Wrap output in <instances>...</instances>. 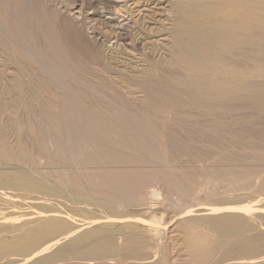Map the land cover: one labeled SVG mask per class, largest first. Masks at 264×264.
<instances>
[{
  "label": "bare ground",
  "instance_id": "1",
  "mask_svg": "<svg viewBox=\"0 0 264 264\" xmlns=\"http://www.w3.org/2000/svg\"><path fill=\"white\" fill-rule=\"evenodd\" d=\"M42 15L55 17L53 25L46 21L55 37L47 26L51 34L43 28L38 36ZM82 50L92 54L93 75L79 61ZM40 83L51 85L52 96L39 93ZM0 86L22 93L10 107L0 94V162L16 165L14 171L0 166V194L31 192L61 204L45 200L50 206H44L42 200L36 218L9 228L1 227L4 218L0 260L19 255L21 264H264V201H239L247 191L259 192L257 199L264 191V145L254 135L237 156L245 169L229 166L234 157H225L223 165L196 171L209 184L203 203H196L197 177L171 163L167 175L132 168L149 157L124 150L148 147L135 130L148 121L173 119L182 128L218 134L228 123L216 119L214 107L239 100L240 108L264 110V0H0ZM26 86L39 94L27 99ZM204 116L212 119L196 121ZM82 154L81 168L109 169L81 173L65 166ZM43 157L56 181L46 172L35 175ZM187 197H196L199 207L191 209L187 200L191 210L177 205ZM160 208L168 214L162 235Z\"/></svg>",
  "mask_w": 264,
  "mask_h": 264
},
{
  "label": "rangeland",
  "instance_id": "2",
  "mask_svg": "<svg viewBox=\"0 0 264 264\" xmlns=\"http://www.w3.org/2000/svg\"><path fill=\"white\" fill-rule=\"evenodd\" d=\"M169 3L170 2H165L164 4L165 5H167V7H170V5H171V3H170V5H169ZM153 6H154V4H152ZM32 19L31 20H33L34 22H35V20H36V18L37 17H35V19H33V17H31ZM39 19L40 18H42V20H41V24H42V26H39L38 24H36L37 26H38V29L41 31H39L38 29H37V34H38V36L39 35H41V36H43V33L44 34H48L49 33V29L47 28V27H49V28H51V30L54 32V29L52 28L53 26H51V25H53L55 22H56V20H55V17H50V18H46L44 15H42V16H39L38 17ZM46 18V19H45ZM52 18V19H51ZM45 19V20H44ZM49 19L51 20L50 21V23H51V25H50V23H48L49 22ZM28 21H30V19L28 18ZM32 21V22H33ZM46 21H48V22H46ZM54 21V22H53ZM43 22H45L46 24H44L43 25ZM50 25V26H49ZM47 26V27H46ZM42 27V28H41ZM43 28H44V30L45 31H43ZM48 29V30H47ZM39 31V32H38ZM43 31V32H42ZM52 32V34L51 33H49V34H51V36L52 37H55L57 34H55L56 32H54L53 33ZM55 34V35H54ZM40 36V37H41ZM53 51H55L54 49H53ZM83 52H84V54H82V56L79 58L80 60V62L83 64V65H85L86 66V68L88 67V72L90 73V75H93L91 72L93 71L92 69H91V67L93 66L92 65V63H91V61L93 60L92 58H90V57H92V54H91V52L89 51V50H82ZM59 50H57V52L55 51V52H52V54H54L55 55V53H56V57H58L60 54H59ZM89 53V54H88ZM91 54V55H90ZM84 55V56H83ZM88 55V56H87ZM87 56V57H86ZM84 57V58H83ZM88 58V59H87ZM92 59V60H91ZM83 61H85V62H83ZM88 61H89V63H91V64H88ZM90 67V68H89ZM90 70H92L91 72H90ZM28 87V88H27ZM1 88H3L2 86H0V89ZM26 93L24 94V96L27 98V99H30L31 97H34L36 94H44V95H47L48 97L49 96H52L51 94L52 93H54V91H53V88L51 87V85H45V84H42V83H40V86H39V93H37L36 91H34L31 87H29V86H26ZM48 89V90H47ZM4 90V91H3ZM29 90L31 91V92H29ZM1 91V90H0ZM107 91V90H106ZM109 92V91H108ZM15 93V94H14ZM18 93H20V94H22L21 93V91L20 90H15L14 88L13 89H9V91L6 89V88H3L2 89V91L0 92V94H2L3 95V97H4V99H5V104L7 105V106H12L13 104H15V103H18V98H17V96H18ZM8 94V95H7ZM10 96V97H9ZM28 96H29V98H28ZM8 98V99H7ZM8 102H7V101ZM116 100L118 101V102H122V101H119L120 99L119 98H116ZM27 101H29V100H27ZM235 101H237V100H232V101H229V102H232L231 104L228 102V103H226V102H224L223 103V105L222 106H216V107H214L213 109H211V111H213V112H215L214 114H216V112H218L217 113V115L218 116H220L221 115V117H219V119H218V116L216 115V119L217 120H219V121H221V122H226V124L228 123V125H226V126H224V127H221V129H220V131L218 132V134H210V132H206V133H203L199 128L197 129L196 127H186V128H182L181 126H179V124H178V122L176 121H174L173 119H166L165 121H163V120H157V122H159L160 124H158L157 122H156V125H155V123L154 122H149L148 121V123H150V125L149 126H151L152 124H154V126L152 125L151 127H141V128H139L138 129V127L137 128H135V130H136V134L137 133H139L138 134V136L141 138V140H143L142 142H146L147 143V145H148V147L150 146L151 148H149L148 149V147H146L148 150L146 151V148H141V149H143L144 151H141V150H135V149H133L132 150V148H125L124 150L125 151H129V149L132 151V153H127L128 155H134V157H142V156H144L145 157V155H147L149 158H148V161L147 162H142V163H138V162H135V163H133V165H128V166H131L132 168H144L145 169V171L147 170L148 172H154L155 174H159V175H161V172L162 171H165V175H167V173H166V164H168V163H171L172 165H175V166H180V168H177V171L179 172V173H181V172H183V171H185L186 173L188 172V173H190V175L192 176V177H194V178H196V179H194L192 182L194 183V186H195V184H196V186L197 187H199V184H200V187H199V189H198V191L196 192L197 193V195H198V198H196V197H194V200H193V197H187V198H184L182 201H180L181 199L179 198V199H177L176 201H177V203H179V204H177L178 206H180L181 207V205H183V206H185L186 207V205L188 204V202L190 203L189 204V206L190 205H192L191 203H195V198H196V201L199 199V201H197L196 203H199V202H202L203 203V201H205V202H207V200H208V195H206L207 193H205L206 191H204V188L206 187V186H208V185H206L204 182H205V179L203 178V177H200V176H198V175H196L195 173H196V171L197 170H200L204 165H207V164H212L213 162H214V165H223V162H221L220 163V160H223V159H225V157L227 158V159H225V161H227L228 159H229V157H234V158H231V159H229V160H231V161H227V164L229 165V166H237V169L238 170H241V169H245L244 167H246V164L244 163V162H239L238 161V159H237V156H238V158H240L241 156H239V154H243V151H244V146H245V144L247 143L246 141L247 140H249L248 139V136H250V135H254L255 137H253V139H256L255 141L258 143L259 142V144L260 143H263V145H264V110L263 111H258V109H256V108H253V107H248V108H246V107H244V108H240L241 107V101H237V103L235 102ZM7 102V103H6ZM235 103V104H234ZM102 104L104 105V106H106V107H109V105L106 103V102H102ZM226 104V105H225ZM235 106H233V105ZM236 104H238V105H236ZM239 104H240V106H239ZM35 104H33V106H34ZM232 105V106H231ZM237 106V107H236ZM31 107H32V105H31ZM225 107V108H224ZM230 107V108H229ZM239 107V108H238ZM221 108V109H220ZM223 108V109H222ZM233 108H234V110H233ZM253 108V109H252ZM24 109H26V108H24V107H22V109L20 108V113L22 114V116H21V118L23 119V120H25V118H27L26 117V114H23V113H26L25 111H27V110H25L24 111ZM34 109H35V107H34ZM189 108H187V110H188ZM215 109V110H214ZM220 109V110H219ZM232 109V110H231ZM239 109V110H238ZM245 109V110H244ZM248 109V110H247ZM192 110H194V109H192ZM221 110H223V111H221ZM227 110V111H226ZM204 111H206V110H204ZM225 111V112H224ZM256 111V112H255ZM224 112V113H223ZM228 112V113H227ZM220 114V115H219ZM224 114V115H223ZM236 114V115H235ZM251 114V115H250ZM256 114V115H255ZM25 115V116H24ZM256 116V117H255ZM205 117V118H204ZM203 118L202 117H200L198 120L196 119V121L197 122H203V123H206V119H212V117H207V116H204ZM223 117V118H222ZM229 117V118H228ZM222 118V119H221ZM253 118V119H252ZM194 119V118H193ZM202 120V121H201ZM193 121H195V119L193 120ZM134 121H132V124H134L135 125V123H137V122H134ZM146 122V121H145ZM162 122V123H161ZM234 122V123H233ZM251 122V123H250ZM131 123V122H130ZM152 123V124H151ZM190 122H188L187 124H189ZM233 123V124H232ZM241 123H243V124H241ZM132 124H130V125H132ZM236 124V125H235ZM245 125H247V126H245ZM254 125V126H253ZM156 126V127H155ZM159 126V127H158ZM162 126V127H161ZM179 126V127H178ZM155 128V129H153V131H152V133H151V130H152V128ZM240 127V128H239ZM252 127V128H251ZM160 128V129H159ZM171 128V129H170ZM140 129H142V130H140ZM146 129V130H145ZM156 129L157 130H159V131H156ZM183 129V130H182ZM247 129V130H246ZM249 129H250V131H249ZM141 131V133H140V131ZM143 130H145V131H143ZM148 130H149V132H148ZM233 130V131H232ZM245 130V131H244ZM255 130V131H254ZM146 131H147V133H146ZM194 131V132H193ZM199 131V132H198ZM238 131V132H237ZM158 133V135L156 134V133ZM166 132V133H165ZM154 133V134H153ZM159 133L160 134H162V135H159ZM168 133V134H167ZM142 134H144V135H142ZM150 134L152 135H155V136H153L154 137V140H152L153 139V137L151 138V139H149V136H150ZM166 134L169 136H166ZM199 134V135H198ZM225 134V135H224ZM230 134V135H229ZM113 135V137L116 139V137L118 138V135L113 131V132H111V136ZM141 135H142V137H141ZM228 135V136H227ZM143 136H148L147 138H145L144 137V139H143ZM159 136H160V138H159ZM165 138H163V137ZM174 136V137H173ZM219 136V137H218ZM224 136H226V139L224 138ZM170 138V139H168V138ZM231 137V138H230ZM162 138L164 139V140H162ZM168 140H167V139ZM237 138V139H236ZM147 139V140H146ZM163 141V144H162V141ZM177 139V140H176ZM228 139V140H227ZM233 139V140H232ZM36 140V139H35ZM149 140H151V141H149ZM157 141V143H156V141ZM223 140V141H222ZM240 140V141H239ZM261 140V141H260ZM29 141V140H28ZM31 141V140H30ZM29 141V142H30ZM153 141V142H152ZM155 141V142H154ZM173 142V143H171V142ZM219 141V142H218ZM222 141V142H221ZM230 143H229V142ZM238 141V142H237ZM144 142V143H145ZM149 142V143H148ZM161 142V143H160ZM168 142V143H167ZM213 142V143H212ZM221 142V143H220ZM224 142V143H223ZM244 142H246L245 144H244ZM164 143H165V145H164ZM170 143V144H169ZM240 143V144H239ZM155 144H157V145H155ZM158 144H160V146L158 145ZM167 144L169 145V146H167ZM178 144V145H177ZM203 144H205V145H203ZM213 144V145H212ZM215 144V145H214ZM223 144V145H222ZM232 144H233V146H232ZM244 144V148L242 147L241 148V145H243ZM153 145V146H152ZM164 147V149H163V147ZM173 147H172V146ZM186 145V146H185ZM189 145H190V147H189ZM220 145V146H219ZM225 145H228V146H225ZM230 145V146H229ZM235 145V146H234ZM158 146V147H157ZM232 146V147H231ZM153 147V148H152ZM185 147V148H184ZM201 147V148H200ZM226 147H228V148H226ZM158 148H160L159 150H158ZM188 148H190V149H188ZM192 148H193V150H192ZM214 148V149H213ZM226 148V149H225ZM237 148H239L238 150H237ZM92 149V148H91ZM150 149L152 150V151H150ZM170 149V150H169ZM179 149V150H178ZM185 149V150H184ZM241 149V150H240ZM243 149V150H242ZM135 150V151H134ZM153 150L155 151L154 153H153ZM167 150L168 151H170V152H167ZM173 150H175V151H173ZM139 151H141L140 153H139ZM156 151H158V152H156ZM166 151V152H165ZM213 151V152H212ZM231 151V152H230ZM136 152H137V154H136ZM143 152V153H142ZM198 152H199V154H198ZM229 154H228V153ZM262 152V151H261ZM264 152V151H263ZM151 153V154H150ZM157 155H156V154ZM158 153H159V155H158ZM175 153V154H174ZM185 153H186V155H185ZM188 153V154H187ZM194 153V154H193ZM140 154V155H139ZM142 154V155H141ZM143 154H145V155H143ZM163 154V155H162ZM181 154V155H180ZM184 154V155H183ZM50 155V154H49ZM152 155V156H151ZM212 155V156H211ZM224 155V156H223ZM227 155H228V157H227ZM234 155H236V157L234 156ZM48 156V155H47ZM52 156V155H51ZM50 156V157H51ZM192 156V157H191ZM199 156V157H198ZM208 156V157H207ZM75 157V155L73 156V158ZM77 157V158H76ZM75 158H74V161L73 162H71L70 164H66L65 166L68 168V169H72V172H75V170L76 171H78V172H81V173H84V172H86V171H88V170H90V171H96V172H98L99 170H103V169H106V170H108L109 168L107 167L108 165H106V164H102V165H98V164H96V165H94V164H90V165H85L84 166V168H81V166H80V163H77V162H79V160H78V158H82V160L84 159V156H83V154H82V156H76ZM156 157V158H155ZM166 157V158H165ZM169 157L171 158V159H169ZM175 157V158H174ZM201 157V158H200ZM203 157V158H202ZM147 158V157H146ZM152 158H154L155 160H153ZM161 158V159H160ZM191 160H190V159ZM199 158V159H198ZM210 158V159H209ZM219 158V159H218ZM150 159V160H149ZM152 159V160H151ZM173 159V160H172ZM216 159H217V161H216ZM234 159V160H233ZM81 160V161H82ZM187 160H190L189 162L187 161ZM201 160V161H200ZM237 160V161H236ZM1 161V160H0ZM13 161V160H12ZM12 161H8L7 159H6V161L5 160H2V162H0V166L2 165V164H4V165H6V166H4V165H2L1 166V168L3 169V170H6V171H14L13 169V167L14 166H16L15 164H14V162H12ZM46 158H42L41 160H40V162H39V164L36 166V168H34L36 171H34L35 172V175L37 176V177H42V176H44L45 174L47 175L46 177H50V178H55V174L54 173H52L53 172V167L52 166H50V165H48L47 163H46ZM150 161V162H149ZM155 161V162H154ZM156 161H157V163H156ZM162 161V162H161ZM170 161V162H169ZM174 161V162H173ZM199 161V162H198ZM202 161H206L205 163H203ZM161 162V163H160ZM181 162V163H180ZM229 162V163H228ZM236 162H238V163H236ZM12 163V164H11ZM45 163V164H44ZM74 163V164H73ZM153 163V164H152ZM202 163V164H201ZM73 164V165H72ZM85 164V163H84ZM201 164V165H200ZM9 165V166H8ZM75 165V166H74ZM104 165V166H103ZM4 166V167H3ZM78 166V167H77ZM118 166H120V164H118ZM144 166H146L147 168H145ZM162 166V167H161ZM51 167V168H50ZM155 167V168H154ZM182 167V168H181ZM186 167V168H185ZM198 167V168H197ZM98 168V169H97ZM102 168V169H101ZM163 168V169H162ZM197 168V169H196ZM34 169H32V172H33V170ZM73 169H74V171H73ZM83 169V170H82ZM188 169V170H187ZM38 170V171H37ZM48 170H49V172H51V173H49L48 172ZM84 171V172H83ZM157 171H158V173H157ZM37 172V173H36ZM39 172V173H38ZM46 172V173H45ZM42 173H45V174H43L42 175ZM163 173V172H162ZM187 173V174H188ZM49 174V175H48ZM164 174V173H163ZM195 174V175H194ZM53 175V176H52ZM199 178H201L200 180H202V181H200L199 180ZM56 179V178H55ZM54 179V180H55ZM45 180H48V181H46L47 182V184H49V182H50V184L52 183V182H54V180H51V179H49V178H45ZM96 180V179H95ZM94 180V181H95ZM56 181V180H55ZM188 181V180H187ZM54 183H56V182H54ZM54 183H52L51 185H53ZM49 184V185H50ZM206 185V186H205ZM159 187H160V189H159V191L162 193V191L163 190H161L162 189V186L159 184L158 185ZM9 191V192H8ZM13 191V190H7L6 192H7V194H0V204H2L1 206H0V214H1V212H2V214H1V216H0V218H3V220L1 221L0 220V226H1V224L3 223V221L5 220L4 218H8L7 219V221L5 220L4 221V223H5V225H4V223H3V226H1V227H3V228H9V227H12L15 223V226L18 224V225H20V224H22L23 222H24V220H25V222H27V221H29V220H33L34 218H36L37 216H38V213L39 212H41L40 210H41V208L43 207L42 205H41V203H46V201L47 202H49V204H50V202H52L53 204L55 203H57L56 204V206H55V204L53 205V207L55 206V207H59V208H61V204H60V206L58 205V202H53V200H51V199H45V198H42L41 199V197H40V195H38V194H35V193H33V194H31V192H19V191H13V192H15L16 194H17V192L18 193H20L19 194V196L18 195H16L15 193H11V192ZM202 191H203V193H202ZM264 192V191H263ZM262 191L260 192V194H262V195H259V198L257 199L256 197H258V194H259V192H255V193H253V192H251V191H247V193H246V195L245 194H241L240 195V199H239V201H241V204L243 203V204H246V203H257L258 201H261V200H263L264 201V193H263ZM26 193H28V194H26ZM30 194V195H29ZM24 195H25V197H24ZM27 195V196H26ZM35 195H38L39 197V201H40V203H39V206H37V204L38 203H35V202H33L35 199H37V200H35L36 202L38 201V198L35 196ZM257 195V196H256ZM1 196H3L2 198H3V202H2V198H1ZM7 196H8V198H7ZM11 196V197H10ZM32 198H31V197ZM36 198H35V197ZM6 197V198H5ZM175 197L177 198V196L175 195ZM5 198V199H4ZM13 199V198H15V199H13V201L12 200H10V201H8L9 199ZM25 198V199H24ZM29 199V202H26V201H28V199ZM191 198V199H190ZM201 198H202V200H201ZM206 198H207V200H206ZM249 198V199H248ZM8 199V200H7ZM19 199H21V201L19 200ZM205 199V200H204ZM255 199H256V201H255ZM4 200H6L5 202H4ZM25 200V201H24ZM30 200H33V201H30ZM42 200H44V202L42 201ZM46 200V201H45ZM50 200V201H49ZM188 202H187V201ZM193 200V201H192ZM8 201V202H7ZM42 201V202H41ZM178 201H180V202H178ZM209 201H211V200H209ZM253 201V202H252ZM9 203V204H11V206L9 205V204H4V203ZM12 202V203H11ZM32 202V203H31ZM181 202H183V204H181ZM186 202V203H185ZM29 203V204H28ZM35 203V204H34ZM193 203V205L195 206L196 204H194ZM12 204H15V207H13V205ZM28 204V205H27ZM181 204V205H180ZM184 204H186V205H184ZM6 205V206H5ZM30 205V206H29ZM44 206L45 205H47V206H50V205H48V203H46V204H43ZM193 205H192V207H191V209L193 208V209H195V208H197V207H199V205H196L195 207H193ZM3 206V207H2ZM33 206V207H32ZM37 206V207H36ZM182 206V207H183ZM186 207L187 209H189V210H191L190 209V207ZM6 207V208H5ZM7 207H8V209H7ZM39 207V208H38ZM180 207H179V209H180ZM181 207V208H182ZM185 207H183L182 209H184ZM1 208H5L6 210L4 211L3 209H1ZM9 208H11V209H9ZM17 208H18V211H17ZM35 208V209H34ZM16 209V210H15ZM10 210V211H9ZM12 210V211H11ZM19 210H21V211H19ZM15 211H16V213H17V215L19 214V212H20V214L22 215V216H17L16 214H15ZM33 211H36V212H34V214L33 213H31V212H33ZM38 211V212H37ZM12 212V214H13V216H11V217H9L8 215H10V213ZM21 212H23V214L21 213ZM165 213V215L163 214V213ZM7 213H9L8 215H6ZM27 213H28V215H30V216H28L27 215ZM37 215H36V214ZM11 214V215H12ZM41 214V213H40ZM5 215L6 216H8V217H5ZM33 215H36V216H33ZM146 216L145 217H150V215H152V214H150V215H148V214H145ZM162 215V216H161ZM15 216V218H12V217H14ZM16 216L18 217V218H16ZM27 216V217H26ZM160 217V218H158V217ZM167 216H168V214H167V212H164L163 211V208L161 209H159V211H158V213L156 214V218L158 219V223L157 224H159V229L161 230L160 232V235H162V233L164 232V228H165V222H166V219H167ZM32 217V218H31ZM162 217V218H161ZM155 218V219H156ZM10 219V220H9ZM16 219V220H15ZM20 219V220H19ZM29 219V220H28ZM154 219V218H153ZM159 220L161 221L162 220V222H159ZM13 221H14V223H13ZM7 222H9L10 224H8ZM162 223V224H161ZM7 224V225H6ZM161 227H163V228H161ZM4 234H6V233H4ZM8 236H10V234H7ZM122 241V240H121ZM14 257H16V255H13ZM13 256L11 255V256H9L8 257V261H4V260H0V263L1 264H6V262H7V264H16L17 263V261L18 260H20V259H22L21 257H19L18 259H17V257L19 256V255H17V257L16 258H13ZM14 259V261H12ZM10 260H11V262H10ZM4 262V263H3ZM9 262V263H8ZM15 262V263H14ZM17 264H21V262L20 263H17ZM22 264H24L23 262H22Z\"/></svg>",
  "mask_w": 264,
  "mask_h": 264
}]
</instances>
